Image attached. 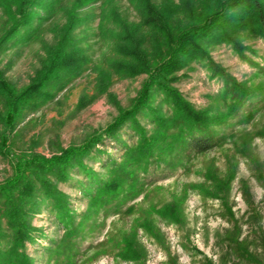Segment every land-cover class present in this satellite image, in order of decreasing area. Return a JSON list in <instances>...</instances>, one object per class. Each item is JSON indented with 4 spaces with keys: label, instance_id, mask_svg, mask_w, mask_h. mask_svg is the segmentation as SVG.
<instances>
[{
    "label": "rangeland",
    "instance_id": "374dc122",
    "mask_svg": "<svg viewBox=\"0 0 264 264\" xmlns=\"http://www.w3.org/2000/svg\"><path fill=\"white\" fill-rule=\"evenodd\" d=\"M20 4L0 0V72L16 92L26 89L24 94H29L8 126L6 98L0 96V186L9 185L19 161L22 165L29 159L43 161L23 165L21 179L5 186L7 194L0 195V230L12 232L4 214L9 193L23 208L29 227L28 237L17 248L29 264H251L233 246L237 241L264 264V37L227 17L222 26L240 49L228 41L199 40L209 59L249 90L245 102L234 109L231 100L223 98V77L211 72L208 60L188 58L184 49L178 53L184 63L169 75V85L191 109L225 117L214 128L219 142L201 153L181 152L178 146L165 149L179 129L176 123L159 129L151 111L164 120L176 122L177 117L173 106L164 103V94L152 87L149 107L136 120L148 136H161L162 147L135 171L142 186L129 191L124 185L117 198L96 208L85 187L91 174L112 179L117 175L114 164L127 162V147L136 146L139 136L132 121L69 167L64 180L56 174L59 166L54 159L104 133L122 109L132 106L147 74L117 70L119 63L137 62L127 50L139 49L151 65L168 55L167 35L144 22L148 6L177 35L216 11L218 1L32 0L23 5L27 25L7 39L21 18ZM70 14L77 15L79 23L69 30L65 52L74 53L79 66L57 68L55 77L41 82L31 96L29 86L58 52ZM43 181L63 195L73 215L72 226L58 221L53 200L44 196ZM216 182L224 187H213ZM199 186L218 196L205 194ZM166 206L177 209L179 222L160 215ZM9 245L10 240L1 239L2 251ZM124 250L134 258L121 257Z\"/></svg>",
    "mask_w": 264,
    "mask_h": 264
},
{
    "label": "trees",
    "instance_id": "16d2710c",
    "mask_svg": "<svg viewBox=\"0 0 264 264\" xmlns=\"http://www.w3.org/2000/svg\"><path fill=\"white\" fill-rule=\"evenodd\" d=\"M4 2H15L21 3L19 6L26 7L27 4L31 3L32 0H2ZM218 7L217 10L212 14L207 15L202 18L200 22L191 24L190 26L183 29L177 35H172L169 29H166L162 21V16L153 6L147 7V18L144 19L146 24H152L157 29V33L167 35V56L161 60H158L155 65L147 62L145 57L139 49L127 50L128 55L136 57L138 60L133 64H117V70L123 72L124 74H135L138 72H144L147 74L141 89L139 90L138 96L135 98L134 103L130 108L122 109L120 114L115 118V120L108 125V127L103 131L104 133H96L92 135L85 143L79 146H72L65 150L64 155L55 158L54 160L58 162V177L60 179L65 178L67 175V170L69 167L82 162L84 157L87 156L96 145L102 141L104 137H113L115 132L129 121H132L133 127L138 133V144L136 146L127 147L128 158L127 162H122L120 164L115 163L113 168V173L117 174L114 178L102 180L97 173L91 174V179L85 187L84 192L91 196L92 203H97L96 208L102 207L113 198H117L120 192L123 190L124 185H128V190L131 191L136 186H142L138 176L137 169L143 167V163L146 159L153 156L155 152L162 147L161 136L153 135L148 136L146 131L143 129L140 123L136 120V116L140 112H143L147 107H149L151 88L156 87L160 92L164 94V103L172 105L174 109L175 116L177 117L175 121L164 120L163 117L156 114L155 111H151V118L154 123H157L158 127L167 128L171 125H177L179 133L173 140L167 141L164 146L165 149H174L179 147L178 150L181 152H195L201 153L207 151L214 147L220 140V136L217 130L214 128L225 122V117L221 115H216L214 117L208 114L191 109L189 105L183 100L181 95L169 85V75L174 69L182 66V62L178 58V53L182 52L183 49L186 53V57L194 59L208 60L211 64V72L214 75H219L223 77L225 89L222 91L223 98L225 100H231V108L233 109L243 102H245L246 97L249 96V90L247 87L241 86L237 83L234 78L225 75L223 68L212 62L208 57V53L201 46L200 41L216 39L217 41H228L235 43L234 46L238 49L240 47L237 45V41L227 32L222 26V19L227 17L231 19H236L242 24L243 29H247L255 34L262 35L264 37V0H217ZM20 9L21 18H18L13 28L7 34V39L14 37L20 30V27L26 26L27 20L24 13V8ZM235 11L228 12L231 9ZM20 20V21H19ZM158 22L162 25L160 26ZM79 23V18L75 14H70V19L67 22L68 30L63 33L62 40L58 45V52L55 53L54 57L50 60L47 69L40 75L37 74L36 77L40 79L33 83L30 87L31 96L34 95L32 92L37 91L41 82L43 84L44 80H50L55 77V70L58 68L63 69L65 67L76 68L79 65V59L74 55V53H66L65 48L70 41L69 30L75 27ZM155 23V24H153ZM163 30H165L163 32ZM200 40V41H199ZM185 46V48H184ZM53 68L52 72L50 69ZM39 75V76H38ZM42 77V78H41ZM46 80V81H47ZM44 85V84H43ZM28 88V87H27ZM26 90V89H25ZM25 90L22 92H16L15 88L11 87L8 82L4 79L2 73L0 72V96L5 95L8 113L5 123L10 125L12 122V116L18 112L20 104L23 106L24 97L26 94ZM29 96V94H28ZM30 96V97H31ZM160 132V131H159ZM264 134V132H262ZM135 147V148H134ZM41 159H29L25 160L23 165H33L36 163H42ZM21 161L18 162L15 175L12 180L6 183L12 185L21 179L23 175V169ZM134 167V169L129 170L128 167ZM141 182V183H140ZM0 186L1 193L8 192L5 186ZM42 186L44 187V196L53 200V207L58 209V221L66 226H72L73 215L68 209V204L63 199V195H60L53 186L44 182ZM224 187L220 183L216 182L213 187ZM201 191L207 195L218 196L215 192L209 191L208 188L199 186ZM95 189V190H94ZM215 191V190H214ZM132 193V192H131ZM130 193V194H131ZM85 194V195H86ZM8 206L5 207L4 214L7 216L8 223L12 232L10 234L2 233L0 230V242L1 239L10 240V245L8 251H2L0 249V261L5 262V264H29L28 257L24 252L18 251V246L24 244V240L28 237L29 227L26 225L24 218L22 217L23 208H21L18 203L15 204L11 195L8 193ZM18 205V206H17ZM160 215L167 221L179 222L180 216L177 209L173 206H166L159 210ZM146 230L151 231L157 240H161L159 234L153 231L146 224H141ZM237 241V240H236ZM236 246L237 250L245 255L251 264H258V260L254 255L244 247L239 246V242L232 243ZM127 248V247H124ZM241 254V255H242ZM120 256L123 258H131V252L129 250H124L120 252ZM243 256V255H242ZM244 257V256H243Z\"/></svg>",
    "mask_w": 264,
    "mask_h": 264
}]
</instances>
